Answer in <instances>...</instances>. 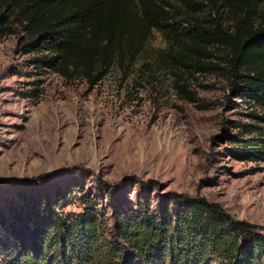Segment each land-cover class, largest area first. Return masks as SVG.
<instances>
[{
	"label": "trees",
	"instance_id": "obj_1",
	"mask_svg": "<svg viewBox=\"0 0 264 264\" xmlns=\"http://www.w3.org/2000/svg\"><path fill=\"white\" fill-rule=\"evenodd\" d=\"M202 1L207 18L195 14L194 0H0V39L19 32L15 52L26 58L27 77L52 73L91 91L112 68L128 75L159 32L167 43L160 62L179 96H195L185 73L224 70L229 97L245 111L219 141L231 159L264 164V3ZM216 52L224 68L211 63ZM141 185L158 191L154 181ZM72 190L81 194L77 214L43 206L34 218L16 215L2 264H264V228L202 197L167 192L156 210L139 203L106 224L89 196Z\"/></svg>",
	"mask_w": 264,
	"mask_h": 264
},
{
	"label": "rangeland",
	"instance_id": "obj_2",
	"mask_svg": "<svg viewBox=\"0 0 264 264\" xmlns=\"http://www.w3.org/2000/svg\"><path fill=\"white\" fill-rule=\"evenodd\" d=\"M194 1L195 14L207 18L204 2ZM18 36L0 39V264L15 245L16 215L28 220L43 206L77 214L74 187L106 224L113 212L132 213L139 203L156 210L162 194L175 192L264 228V164L231 159L219 141L245 111L229 97L224 70L185 73L195 96H179L160 62L167 43L154 31L128 75L112 68L86 91L52 73L27 77L26 58L15 52ZM215 54L211 63L224 68L222 52ZM149 180L158 191L141 185Z\"/></svg>",
	"mask_w": 264,
	"mask_h": 264
}]
</instances>
